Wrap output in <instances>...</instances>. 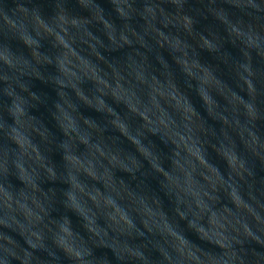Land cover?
<instances>
[{"label": "clouds", "instance_id": "9594fccd", "mask_svg": "<svg viewBox=\"0 0 264 264\" xmlns=\"http://www.w3.org/2000/svg\"><path fill=\"white\" fill-rule=\"evenodd\" d=\"M0 264H264V0H0Z\"/></svg>", "mask_w": 264, "mask_h": 264}]
</instances>
